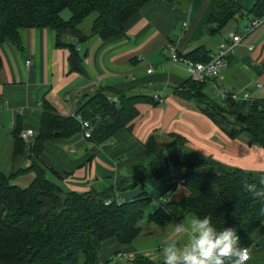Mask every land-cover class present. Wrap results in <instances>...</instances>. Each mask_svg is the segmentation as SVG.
<instances>
[{"label":"trees","instance_id":"obj_1","mask_svg":"<svg viewBox=\"0 0 264 264\" xmlns=\"http://www.w3.org/2000/svg\"><path fill=\"white\" fill-rule=\"evenodd\" d=\"M151 1L0 0V46L10 40L21 49L22 29L50 27L56 32V46L69 48V62L74 71L83 59L80 44L93 37L109 39L125 35L127 21ZM67 8L71 10L72 18L65 20L61 13ZM94 12L97 17L87 33L80 24ZM246 13L253 18L263 16L264 0H256L248 10L237 0H218L207 26L209 37L222 39L223 28ZM210 53L206 45H200L181 55L194 61H207ZM2 65L0 52V68ZM257 70L264 72V64ZM208 85L190 77L175 86L174 93L187 100L193 99L196 109L230 137L237 138L246 133L264 148V98L229 99L221 106L204 90ZM143 88L121 91L103 86L85 92L74 111L93 126L88 141L101 145L120 130H130L140 115L139 103L153 106L161 103ZM221 107L224 112L220 111ZM41 109L38 132L32 128L35 131L30 142L32 153H29L30 144L20 137L24 130L21 119L15 132V153L28 152L32 157L30 166L9 175L0 173V264H113L115 258H109L105 263L101 260L103 245L110 240L129 244L139 237L142 233L140 221L146 206L153 200L150 190L146 188L134 198L123 200L116 194L120 185L102 193L65 191L47 176L40 156L47 142L70 139L82 132V125L74 115H61L46 100L41 102ZM228 112L238 116L236 124L241 126L231 128ZM174 136L179 145L171 152L163 151L153 136L148 140L147 147L154 159L139 180L146 177L152 181L170 182L169 195L183 185L187 193L180 201H171L167 208L163 206L151 213L149 221L162 224L169 218L180 219L187 214L210 215L218 229L234 227L240 237V246L249 247L254 233L264 222V171L227 165L189 148L184 136ZM173 165L181 169L179 174L173 173ZM29 173L34 176L26 186L18 182L19 177ZM107 200L111 202L106 204ZM132 263L163 264V259L140 254Z\"/></svg>","mask_w":264,"mask_h":264},{"label":"crops","instance_id":"obj_2","mask_svg":"<svg viewBox=\"0 0 264 264\" xmlns=\"http://www.w3.org/2000/svg\"><path fill=\"white\" fill-rule=\"evenodd\" d=\"M237 1L246 10L256 2ZM217 5L218 0H153L127 21L125 35L109 39L93 37L80 44L83 59L74 71L69 62V48L56 46V32L50 27L22 29L21 49L6 40L0 46L3 58L0 68V173L9 175L31 164L32 157L28 152L15 153L19 119L24 129L33 128L38 132L43 100L61 115L70 116L85 92L103 86L121 91L144 87L154 96H162L164 101L157 106L139 103L140 115L134 120L133 127L120 130L104 144L89 142L82 132L70 139L47 142L39 161L47 176L51 173L54 179L49 178L65 191L102 193L120 185L116 191L120 200L132 199L146 188L153 200L165 196L168 199L166 208L171 201L180 200L186 194H179L180 189H186L183 185L169 195L170 182L152 181L146 177L139 180L154 159L147 147L152 136L165 152L178 147L174 134H180L187 139L189 148L201 154L213 156L230 166L264 171L262 146L246 133L237 138L230 137L196 109L193 99L187 100L174 93V87L186 82L190 73L185 64L170 62L165 49L175 44L180 53H186L205 45L202 42L210 38L207 33L209 18ZM187 19L189 27L184 30L183 23ZM84 21L80 24L83 31ZM239 21L240 18L234 22ZM181 29L183 34L179 36ZM224 33L222 39H216L215 51L226 38ZM246 37L252 46L242 48ZM246 37L229 58L222 82L239 96L249 92L254 99L264 98V72L257 70L264 64V24ZM242 52L245 53L243 57ZM150 66L155 68L152 73L147 72ZM172 169L176 175L181 172L175 165ZM33 176V173L23 175L18 182L26 186ZM133 184L134 187L128 188ZM188 215L180 219L169 218L161 224L168 223L169 226L164 240L179 239L173 225L186 220ZM249 247L251 259L247 264H264V222L254 233ZM147 250L110 240L103 245L101 260L105 263L109 258H123L119 257L121 252L134 258ZM113 264L123 263H117L116 259Z\"/></svg>","mask_w":264,"mask_h":264},{"label":"clouds","instance_id":"obj_3","mask_svg":"<svg viewBox=\"0 0 264 264\" xmlns=\"http://www.w3.org/2000/svg\"><path fill=\"white\" fill-rule=\"evenodd\" d=\"M179 239L163 247V264H247L250 249L240 246L234 227L218 229L212 217L193 216L173 225Z\"/></svg>","mask_w":264,"mask_h":264},{"label":"built area","instance_id":"obj_4","mask_svg":"<svg viewBox=\"0 0 264 264\" xmlns=\"http://www.w3.org/2000/svg\"><path fill=\"white\" fill-rule=\"evenodd\" d=\"M264 24V15L261 17L253 18L250 26L246 28L245 31L233 32L228 38L223 40L216 51H211L210 58L207 61H194L192 59L185 58L181 55L179 48L175 44H170L165 49V52L169 55L170 62H178L185 64L190 73V77L196 81H205L211 86L212 91L219 96L223 101L238 100L239 95L232 92L230 89L223 85V70L229 63V58L235 53L238 46L244 40V38L249 35L253 30ZM189 27V19L185 20L183 23L184 30ZM30 63V62H29ZM154 67L150 66L148 68V73L154 72ZM243 99H251V94L245 92L243 94ZM155 97L161 102L164 101L163 97L156 94ZM72 115H74L82 125V134L85 138H90L92 134L93 126L92 124L85 120L81 114H75L73 110ZM35 136V131L32 128L24 129L20 132V137L30 144L32 138ZM111 201L107 200L105 203L109 204ZM250 249V247H248ZM251 254V250H250ZM121 256H126L125 254H120ZM251 259V258H250ZM249 259V260H250ZM248 262V261H247Z\"/></svg>","mask_w":264,"mask_h":264},{"label":"rangeland","instance_id":"obj_5","mask_svg":"<svg viewBox=\"0 0 264 264\" xmlns=\"http://www.w3.org/2000/svg\"><path fill=\"white\" fill-rule=\"evenodd\" d=\"M61 15L64 19H71L72 18V12L69 8L63 10ZM96 17H97V13L94 12V13L90 14L85 19V21H84L85 32H87V33L90 32L91 27H92V23H93L94 19H96ZM252 20H253V15L251 17L248 13H246L243 17L240 18L239 22L233 21V22L229 23L224 29L225 33L223 32L224 35H226L225 37L228 38L229 35L233 32L245 31L246 28L248 26H250ZM181 34H183V29H181V33L179 34V36ZM215 38L217 39L220 37L217 36ZM216 39L214 41H212L210 38L209 39L207 38L205 40V42H202V44H205L207 47H210L212 50L215 51L216 45L214 43H216V41H217ZM249 41H250L249 38L246 37V39L242 43L241 47L244 48V47L252 46ZM199 45H200V43H199ZM241 47L239 49H241ZM239 49H238V51H239ZM241 56L242 57L245 56V53L242 52ZM202 82H206V80L202 81ZM204 90H205V87H204ZM194 92L198 93V90L195 89ZM206 93L208 94L210 99H212V101L215 102L216 104L221 105V106L225 105V102L219 96H217L214 92H212L210 85L207 86ZM243 96H244L243 94H240V96L238 97V100H234V101L242 100ZM251 99H254V98L251 97ZM220 111L224 112V108L221 107ZM228 113L229 114L227 116L229 117V119L231 120V123H232L231 128H238L239 126H241V125H238V123L236 124V122L238 120V116L234 115L232 112H228ZM232 117H234L235 119ZM48 177H50L51 179H54V177L51 175V173H48ZM23 182H25V181H23ZM183 189H180L179 194H181L182 192H183V194L187 193V189H185V190H183ZM180 200L176 199L175 201L178 202ZM167 201H168V199L165 198V196H160L156 200H153L151 203H149L145 208L144 217L140 221V225L142 226V233L139 235V237L134 242L129 243V244H122V245H131L137 249H149V250L145 251L146 255H149V256L153 257L154 259H158V258L163 259L162 248L166 245V243L172 241V239L171 240L169 239L168 241L164 240V238L167 237L166 235L168 234V230H169L168 229L169 228L168 223H167V225L161 226V224H159V223H156L154 221L150 222L148 220H149L150 213H153L157 209H159L161 206L166 205L168 203ZM193 216H196V215L189 214L187 216V219L190 217H193ZM147 236H150V237H147ZM121 253L125 254L126 256H122L123 258L115 257L114 260L116 261V259H117V263L133 264L132 260L136 257V255H137L136 253H135L136 255L134 258H129L128 253H123V252H121ZM119 257H121V255Z\"/></svg>","mask_w":264,"mask_h":264},{"label":"water","instance_id":"obj_6","mask_svg":"<svg viewBox=\"0 0 264 264\" xmlns=\"http://www.w3.org/2000/svg\"><path fill=\"white\" fill-rule=\"evenodd\" d=\"M29 147H30V152H32V148H33L32 143L29 145Z\"/></svg>","mask_w":264,"mask_h":264}]
</instances>
